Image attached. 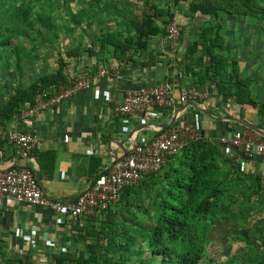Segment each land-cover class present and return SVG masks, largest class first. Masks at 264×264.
<instances>
[{
    "label": "crops",
    "instance_id": "crops-1",
    "mask_svg": "<svg viewBox=\"0 0 264 264\" xmlns=\"http://www.w3.org/2000/svg\"><path fill=\"white\" fill-rule=\"evenodd\" d=\"M123 1L115 2L117 8L110 20L108 15L86 18L81 26L65 35V66L62 72L64 78L69 79L83 69L94 73L99 67L125 58L127 64L121 70L112 71L99 82H93L88 89L80 91L51 110L37 111L27 119L20 115L25 109L20 110L13 113L8 121L3 122L4 125L0 117V129L28 131L37 139L29 152L0 139V167L6 169L16 165L30 169L51 198L73 200L114 158L122 156L135 143L151 140L160 129L168 127L166 125L172 122L190 124L198 128L202 136L213 140H218L219 135L223 133L230 134L244 129L252 131L225 117L246 120L256 126L261 122L252 107L236 105L230 97H217L211 91L214 83L206 74L209 73L212 62L210 55L205 51V37L214 36L215 29L210 30V26H219V33L223 30L222 27L228 29L227 19H218L213 25L212 21L200 13L191 14V17L184 19L180 17L182 32L175 48H172L163 31L166 21L159 23L160 19L157 18L154 27L148 30L147 37H141L143 46L134 45L120 58H116L112 46L102 45L99 39L106 31L120 29L126 33L131 30L130 16L139 14L130 13L129 3ZM180 4H183L182 1L178 4L169 1L170 8H177ZM161 18L167 20V16ZM87 26L93 27L94 31H87ZM77 29L81 32L78 35L75 34ZM220 35L223 36L224 44L222 48H218V52L222 49L221 54L224 57L227 55L228 59L233 52L240 72L246 77H252L251 87L255 89L263 81L260 70L256 68L258 62L247 61L255 52L251 54L249 48L244 50V45L238 40V53L235 55V46L230 48L232 43L229 38L232 36L227 33ZM215 50L217 49L214 48L213 52ZM67 51L77 55L67 56ZM57 69L58 63L46 72H37V69L31 68L30 72L24 73L25 69H22L16 85L11 83L8 87L1 86L3 81L5 82L1 80L0 96L3 98H0V101L3 103L0 108L6 104L7 90L10 89L8 93L13 94L18 85L36 81L40 76ZM165 83H169L174 92L182 85L202 90L204 97L201 103L216 118L205 115L200 107L188 102L179 103L175 96L174 108H154L153 114L147 112L138 116L120 115L115 111V107L121 104L128 90L142 85ZM175 115L176 118L173 119ZM64 135H68L67 142L64 141ZM238 153L234 148L228 152L224 151L243 172L260 175L264 189V155H254L252 163H249L243 162L242 158L238 159ZM94 221L99 220L87 216L67 221L47 206L0 198V233L8 237L11 245L19 247L26 253V257L29 256L33 260L38 257L47 262L50 258L48 253L52 249L55 251L59 246L65 247L66 242L71 244L70 239H74V235L78 234L76 227L83 228L82 231L79 230L80 233L96 229L93 226ZM223 221L219 218L212 220L207 234V257H204L200 264H264V212L254 211L250 223L240 221L235 225L229 222L233 225L229 229L223 228ZM219 232L222 234H217ZM27 236L30 237L26 238Z\"/></svg>",
    "mask_w": 264,
    "mask_h": 264
},
{
    "label": "trees",
    "instance_id": "trees-1",
    "mask_svg": "<svg viewBox=\"0 0 264 264\" xmlns=\"http://www.w3.org/2000/svg\"><path fill=\"white\" fill-rule=\"evenodd\" d=\"M50 1L0 0V10L13 8L9 13L8 25L0 28V81L5 80L3 73L9 71L13 63L19 75L23 69V39L15 43L7 34L27 38L33 34L41 36L40 27L34 31L30 28L34 21H40L48 32L57 27V24L50 21V12L43 15L42 20L33 15L35 4H49ZM73 1L89 4L92 8L79 7L78 15L71 16L73 26H63L64 36L81 26L86 18L108 15L110 20L117 8L111 0H62V4L69 8ZM179 1L183 0H171L172 4ZM252 1L194 0L188 7L190 12L200 13L211 21V18L221 19L228 13L247 17L253 12L250 9ZM171 13L169 6L161 8L146 3L145 10L139 16L133 15L130 18L131 30L126 33L120 29L106 31L99 40L102 45L112 46L114 55L120 58L134 45L143 46L141 37H147L155 20L168 17ZM213 28V37L204 35L205 51L212 62L206 74L214 83L211 91L217 97H230L236 105L255 109L261 120L258 126L264 129V100H258L252 95L253 79L240 72L235 59L213 52L214 48H222L224 44L223 36L218 32L219 26L209 27L210 30ZM66 55L77 54L67 51ZM57 63L56 71L40 76L31 83L18 85L13 94L8 93L6 104L0 108L2 124L13 113L31 107L40 89L67 81L62 72L65 62L60 56ZM249 179H253L252 183L246 185ZM260 187V175L240 171L232 157L224 154L223 145L218 140L202 136L182 147L158 172L145 174L138 183L123 188L118 200L109 206L106 218L97 222L96 229L87 230L84 236H80L82 239L89 237L93 240L86 253H81L80 257L87 264H200L207 257V234L212 220L241 218V222H246L253 212L244 211L241 204L254 200V207L257 208L255 211H261L259 200L264 189ZM239 191L240 194H237ZM237 202L239 204L235 207ZM4 264L26 262L24 256H21L9 258Z\"/></svg>",
    "mask_w": 264,
    "mask_h": 264
},
{
    "label": "built area",
    "instance_id": "built-area-1",
    "mask_svg": "<svg viewBox=\"0 0 264 264\" xmlns=\"http://www.w3.org/2000/svg\"><path fill=\"white\" fill-rule=\"evenodd\" d=\"M170 46L175 48L182 26L175 13H171L163 27ZM127 64L123 58L118 62L99 67L94 73L88 69L81 70L66 82L49 85L37 92L34 104L20 113L21 117H32L37 111L51 110L75 94L88 89L93 82H99L112 71L117 72ZM179 103L194 102L204 108L201 99L202 90L195 87L180 86L174 92L169 83L146 86L128 90L115 111L120 115L153 114V109L174 108L175 99ZM198 128L190 124H173L160 129L159 133L149 141L135 143L122 156L114 158L110 165L98 173L73 200L51 198L40 186L32 171L26 167L12 165L6 169L0 167V198L7 201L47 206L67 221H75L82 217L93 216L98 220L106 218L109 206L115 203L123 188L139 182L145 174L158 172L189 142L201 138ZM0 139L15 144L25 152L32 150L36 136L28 131L3 128ZM68 141V135H64ZM218 141L224 151L236 149L238 159L252 163L254 155H264V136L259 133L239 130L230 134H221ZM27 236L26 238H29Z\"/></svg>",
    "mask_w": 264,
    "mask_h": 264
},
{
    "label": "rangeland",
    "instance_id": "rangeland-1",
    "mask_svg": "<svg viewBox=\"0 0 264 264\" xmlns=\"http://www.w3.org/2000/svg\"><path fill=\"white\" fill-rule=\"evenodd\" d=\"M129 3V9L130 13L138 12L140 15L142 13V10H145L146 3L147 4H154L158 7L165 8L169 6L170 0H125V2ZM185 0L182 1L183 4H180L177 6H173L171 9L172 13H175L178 18L180 17L182 19L186 17H191V14H194L189 11V5L190 2L194 0ZM111 2L121 3L124 2L123 0H111ZM253 3L250 4V9L252 14H250L247 17H242L240 15L228 13L223 16V19H227V27L228 29H224L222 27V33L223 35L230 34L232 37L229 38L230 42L232 43L230 48L232 46H235V55L238 53L237 49V41L239 40L241 44L244 45V50H247L249 48L252 52H255L254 55H250L252 58H248V63L252 62H258V65L256 68L260 70L262 82H260V85L256 86V88H252V95L255 96L258 100H264V0H253ZM8 2H6L7 4ZM179 3V2H178ZM177 3V4H178ZM86 7L87 9L90 7L89 4L82 3L80 4L78 1H73L70 4L69 8H66L65 5L62 4V0H51L49 4L45 3H39L34 5L33 9V15H37L40 20H42V16L45 14L51 13L50 21L55 25L57 24V27L53 28V30L50 32L47 31V29L44 27V25L40 21H34L33 26L31 25L30 28H33V31L36 30L38 27H40V31H42V35H35L33 34L31 38L27 37H16L15 35L7 34L8 37H12V40L17 43L19 40L23 39L22 42L24 43L25 53L23 58V69H25L24 73H28V71H31V68L37 69V72H46L50 68H54L57 66V59L58 56H60L62 59L64 58V50H63V41L65 39L64 36V25L66 24H74V21L71 20V16L75 15L77 16L79 13V7ZM170 7V6H169ZM175 7V8H174ZM92 8V7H90ZM5 10H0V28H5L8 25L9 20V13L13 11V8H4ZM184 11V12H182ZM130 16V14H129ZM132 17V16H130ZM159 23H164L166 20H162V18H159ZM7 21V22H6ZM71 21V22H70ZM211 21L214 25L218 21L216 18H211ZM49 23V22H48ZM86 23V22H85ZM92 29V32L94 31L93 27L87 26V31H90ZM78 30V31H77ZM75 31V34L78 35L80 32L79 29ZM81 33V32H80ZM215 34V33H214ZM69 35V33L67 34ZM221 52H218V49L215 50V54L222 53V49H220ZM225 51V50H224ZM233 51V50H232ZM224 54H226L224 52ZM33 56L31 59L30 56ZM230 59H236L234 56V53H231ZM227 57V55H226ZM15 62V61H14ZM15 63H13L12 68L9 71H5L3 73V77H5V82L3 81V84L1 86L10 85L13 83V85H16V80H18L19 74L14 69ZM80 72V71H79ZM77 74H74L73 76H76ZM252 85V84H251ZM10 92V89L7 90ZM4 93V92H3ZM6 97V96H5ZM0 98H3L1 95ZM7 98V97H6ZM2 100L0 101V105L2 104ZM240 171H242L241 167H239ZM253 179H249L246 185H249L252 183ZM262 187V186H261ZM260 187V189H261ZM242 188V187H240ZM263 189V187H262ZM240 194V191L237 193ZM261 199L259 202H261V206H259V209L264 212V194H260ZM239 204L238 202L234 205ZM244 211L247 212H254L256 207H254V200L249 203L241 204ZM240 206V207H241ZM239 207V208H240ZM249 219V222H248ZM253 219V213L249 214V216L246 219L247 223H250ZM242 219L239 218L238 220L233 219H227L224 220L223 223L224 229L229 227H233V225L229 224V222L234 223L235 225L238 224ZM95 222V221H94ZM98 222V221H97ZM97 222L93 224V226L97 225ZM228 223V224H226ZM226 229V230H227ZM77 230V229H76ZM237 230V228H236ZM79 231V230H78ZM82 231V230H80ZM79 233L74 235V239L71 240V244L67 243L64 246H59L58 249L53 251L52 249L48 256L50 257L47 262L42 261L40 258L36 257L34 260L31 257H26L25 252L20 250L19 247H14L10 244V240L7 236L0 233V247L2 248V252H0V264H4V261H6L9 258H16L24 256L26 264H87L84 262V260L80 257V254L86 253V249L90 244L93 242V240L89 237H86V239H82L80 236H84V233ZM90 231V230H89ZM86 232V231H85ZM217 234H222V232H219ZM79 237L78 241L76 240ZM66 239V241H68ZM73 240V241H72ZM83 250V251H82ZM30 259V260H29ZM53 259V260H52Z\"/></svg>",
    "mask_w": 264,
    "mask_h": 264
},
{
    "label": "water",
    "instance_id": "water-1",
    "mask_svg": "<svg viewBox=\"0 0 264 264\" xmlns=\"http://www.w3.org/2000/svg\"><path fill=\"white\" fill-rule=\"evenodd\" d=\"M188 104L190 105H193V106H197L194 102H189ZM186 106V105H185ZM184 106V107H185ZM198 107V106H197ZM205 115L211 117V118H216L214 116H212V114L205 108H199ZM176 118V115L173 117V119ZM225 119L227 120H232V121H236V122H239L241 123L242 125H244L246 128L256 132V133H259L261 135H264V130H262L261 128H259L258 126H256L255 124L251 123V122H248L246 120H242V119H238V118H235V117H225ZM173 125V122L166 125V126H172ZM165 126V125H163ZM37 179V177H35Z\"/></svg>",
    "mask_w": 264,
    "mask_h": 264
}]
</instances>
